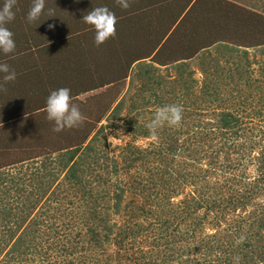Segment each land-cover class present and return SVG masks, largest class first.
Masks as SVG:
<instances>
[{"label":"rangeland","instance_id":"1","mask_svg":"<svg viewBox=\"0 0 264 264\" xmlns=\"http://www.w3.org/2000/svg\"><path fill=\"white\" fill-rule=\"evenodd\" d=\"M19 1L14 9L19 19L13 18L6 27L21 38L15 47L20 57L49 44L54 33L63 38L56 52L48 51L59 55L28 53L27 68L37 62L47 68L48 61L62 60L60 73L50 65L48 74L42 75L47 87L42 89L40 83L42 91H36L31 102L25 100L28 110L34 112L50 91L61 86L77 94L81 74L90 75L86 87L107 83L72 99L84 116L78 132L93 127L92 136L100 125L106 126L92 144L101 149L100 157L96 164L89 159L86 167L91 171L86 169L81 177L83 190L102 196L106 186L95 178L107 177L119 179L127 193L116 214L111 194L99 198L95 206L91 198L83 197L81 186L67 178V168L57 163L59 151L65 150L57 146L59 141L67 137L74 140L68 144L72 146L79 139L75 128L54 132L52 124L39 120L43 117L21 115L14 129L23 131L10 139L14 143L9 142L7 158L0 161V165L15 161L0 168V209L16 207L8 225L23 217L20 229H37L41 254L14 263L264 264V0H131L127 9L115 0H70V8L68 0L67 13L45 4L39 20L31 24L26 14L32 0H22L29 8ZM230 2L228 9L233 5L243 9L223 16L222 8ZM3 3L0 0V6ZM97 6L108 7L116 17L115 35L99 46L94 29L76 21ZM45 16L56 17L53 29L44 27L48 21L40 22ZM188 41L189 46L182 48ZM239 91L244 96L238 100ZM109 103L101 116L100 110ZM169 104L182 107L180 122L150 130L147 125L155 112ZM221 110H238L241 135L217 134ZM33 121H38L37 130ZM7 139L2 133L0 146H6ZM127 157L136 158L131 166H125ZM115 165L117 177L109 174ZM92 210L111 231L108 244H90L85 219ZM163 222L169 223L166 231ZM130 226L141 228V235L124 238ZM252 226L258 236L250 235ZM96 227L100 234L107 230ZM4 230L0 226V238ZM68 239L79 242L77 252L60 254L59 242ZM245 242L257 250L242 251L240 244ZM158 243L165 249L166 262L163 250H155Z\"/></svg>","mask_w":264,"mask_h":264},{"label":"trees","instance_id":"2","mask_svg":"<svg viewBox=\"0 0 264 264\" xmlns=\"http://www.w3.org/2000/svg\"><path fill=\"white\" fill-rule=\"evenodd\" d=\"M16 2H18V0H16ZM21 4L20 6H26V8H29V4L27 3V1H23L20 0L19 1ZM68 0H45V4H48V8H57V9H62L64 8V12H66V9L69 7L67 4ZM70 8H73V3L72 1H70ZM28 4V5H27ZM44 4V5H45ZM17 4H15V7L13 8V11L15 13L14 18H18L17 16L18 14L16 13L17 10ZM236 5H233L231 7V10L228 9V7H225V10L222 9V13L223 16H227L228 12L231 13L232 10H239L242 9L241 7H238ZM230 10V11H229ZM62 11V16L65 18L67 15ZM56 18V17H54ZM54 18H47L46 16L40 20L41 23H46L48 21V23L44 26L45 28H48L47 25L48 24H52L53 22H55ZM63 18V19H64ZM83 21L81 18H76V21ZM67 22V20H66ZM20 24H23L22 21H20ZM43 25V24H42ZM226 29L223 28V34L224 31ZM54 32V31H52ZM223 37V35H222ZM13 39L15 41V44H17L18 40H21V38H18L15 36H13ZM56 39V40H55ZM210 39V38H209ZM215 43V39L213 38ZM55 40V41H54ZM210 40V42H211ZM63 38H61L57 33H54L51 37H50V41L49 44H40L38 50H40L42 53H39L40 56L43 55V57L47 56H52V55H59L60 53L57 52L56 54H52V52L48 51L50 49L56 50L58 49V47L61 46V44L63 43ZM47 42V43H48ZM189 41L183 44V47L189 46L188 45ZM193 45H196V43H193ZM34 49L28 52H26V55H23L20 57V54H22L21 52H16L14 51L13 53L10 54H0V63H6L9 65L11 70H14L16 73V78L14 81H9V82H4L3 81V76L5 75V73H0V84H3V88H0V135L2 133H6V136H8L7 139V144H5L6 146H0V161L2 163L5 162V159L7 158V153H5L6 151L9 150V147L7 148V146L9 145V142L11 140H15L16 135L22 133L23 130H19L18 129H14L18 123L17 120L20 118V116H24V117H31L33 118V115H38V117H43L40 118L39 120H46V111H45V102L46 99L41 100V102L39 103V105H37V108L35 109L34 112L28 110L29 108L26 106L27 103L25 102V100H29V102H31V100L35 97L36 91H42V89H45L47 86L45 78L42 77V75L48 74L47 70L48 67L51 65V70L53 71H59L58 68H61V64H62V60H50L47 62V68H42L41 64H39V62H37V64H34L33 66L27 68L26 65L27 63L26 60L28 58V53H33L35 54L36 52ZM264 54V52L262 53ZM62 55V54H61ZM53 56V58H54ZM23 57V60H22ZM52 61V63H51ZM264 63V62H263ZM248 65V64H247ZM262 69L264 71V64L262 65ZM64 73V72H63ZM57 74V73H56ZM78 75V74H77ZM56 76V75H55ZM60 76V74L58 75ZM85 77L88 79H85ZM55 78V77H54ZM80 78H84L82 80L81 85H75V87L79 86L80 90H78L77 94H73L71 95L72 99L73 98H77L78 94H85L88 93L89 91L92 90H98L101 89L103 87H105V84L107 83H102L100 85H95L93 87H86L84 84V81L89 82L90 81V75L88 73L86 74H81ZM42 81V82H41ZM35 83H39L38 87L35 86ZM43 83V87L42 89L41 84ZM61 87H65V86H61ZM60 88V87H58ZM54 89V88H53ZM56 89V88H55ZM39 93V92H38ZM37 93V94H38ZM48 94V93H47ZM46 94V95H47ZM244 96L243 91H239L237 94V98L238 100L241 99ZM34 100V99H33ZM224 101V100H223ZM34 102V101H33ZM250 103V101L248 102V104ZM248 104H246L245 106H247ZM94 106V105H93ZM110 107V103L108 106L102 108V110H100V115L102 116V114L106 113L108 111ZM98 108V106L96 107ZM99 109V108H98ZM237 111L238 110H234L233 112H230L229 110H221L218 118V122H217V126H216V130H217V134L221 135V136H234L237 137V133L240 134V131H237V128L239 127V119L240 117L237 116ZM32 112L29 116H26V114ZM30 118V119H31ZM102 120V117H99L98 120L96 121L97 123L100 122ZM35 126L34 128L37 130L38 129V124L36 122L38 121H33ZM48 125L52 124V122L48 121ZM83 127V124L82 126ZM78 127V128H80ZM106 126H102L100 125L98 131L91 136L93 127L90 128V130H88L87 132H85V129H80V131L78 132V130H76V128L74 130H76V142L74 145H68V144H72L71 142H73L74 140H71L69 138H63L59 141L60 145H57L58 147L61 146L60 150L64 149V151H59L58 157H57V163L59 164V166H61L62 168H67V178L74 180V183L78 184L81 186L80 189H82V194L83 197H89L91 198V200L93 201L94 205H97V200L99 198H103L104 197H113L114 198V209L112 210L113 214L118 213V207L120 206V202H122L121 200L123 199L124 196H126L125 194L127 193V189L125 188V185H122V183L119 181V179H114L111 180L110 178H103L102 180L97 177L95 178V181L101 185L100 183H103L102 185L106 186L103 189V194H101L102 196H99L100 194L97 193H93L91 192L92 190H83L86 185L83 183L84 180L81 178L82 174L84 171H86V169H89L88 165V161L89 159H94L93 163L96 164V158L100 157L99 153L97 152L98 149L97 146H92V144L97 140V135L99 132L103 131L104 128ZM31 128V127H28ZM42 128V127H41ZM251 129V128H249ZM40 130V129H39ZM38 130V131H39ZM34 131V129H33ZM37 131V132H38ZM37 132L31 134L30 137L34 136ZM29 135V134H28ZM78 135V136H77ZM241 135V134H240ZM10 136V137H9ZM41 136V135H40ZM38 137V136H37ZM11 139V140H10ZM12 142V141H11ZM14 143V142H12ZM63 145V146H62ZM12 146V145H11ZM10 146V147H11ZM67 146H70L71 148H68ZM44 146H41L40 148L38 147V150H40L41 148H43ZM68 148V149H67ZM37 150V151H38ZM58 149H55L54 151H57ZM106 150V149H105ZM104 150V151H105ZM103 151V152H104ZM155 150H153L154 152ZM130 153H133L132 151H129ZM139 152H141V150H139ZM156 153V152H155ZM51 154V153H50ZM105 155V152H104ZM136 160V158H129L127 157V161H126V165L125 166H131L132 163ZM22 162V160H20ZM45 161V160H44ZM19 162V161H17ZM16 162V163H17ZM11 164H15L14 162L11 163H7V164H1L0 168H4L6 166H9ZM84 166L86 168H84ZM44 167H46V165H44ZM91 171V169H89ZM117 165L113 166L112 169L110 170L109 174L112 175H116L117 177ZM51 175V174H48ZM53 179V178H52ZM52 179H50V183L47 182V185L45 187H50L51 183H52ZM3 182L6 180L5 178L1 179ZM97 185V186H99ZM45 190V189H43ZM5 192V191H4ZM94 194V195H93ZM111 194V195H110ZM5 195H7L5 193ZM110 195V196H109ZM132 200H129L126 202V205L128 202H131ZM1 205V204H0ZM1 207V206H0ZM16 207H9L7 208L6 206H4L2 209H0V221H1V228L4 227L5 230L3 231L4 234L1 235L2 237L0 238V255H3L2 259L0 260V264H15L14 262H21L24 259H26V255H36L37 254H41L40 247H39V242H38V237L36 236V232L37 229L34 227H30V228H22L20 229L21 225L23 224V217L21 218V221H16L11 225H8V223L11 221V219L16 216V213L13 212V210H15ZM29 209V207H27V210ZM26 215V214H25ZM24 215V217H25ZM89 220L86 218V224H87V233L89 234V241L90 244L91 242L94 243V245H98L100 244V241H104V243H109L111 240V231L109 229L108 226H104V224H102L103 220H101L98 216H96V212L94 210H92L90 212V214L88 215ZM93 220H96V226H100L102 227L103 230H106L105 232L103 231L102 234H100V232H97V227L94 225ZM90 221V223H89ZM169 223L167 222H163L164 228L163 230H167V227ZM13 226V228H12ZM67 226V225H66ZM111 227H113V225H110ZM253 227V226H252ZM251 229V236H258L259 233L254 230ZM142 229L139 228L138 226H136L135 228H132L131 226L128 228V232L124 234V238L130 237L132 238L133 236H138L141 235ZM76 236H80L79 233H76ZM37 241V243H36ZM71 241H73L72 239H68L66 240V242L63 240L62 242H59V246L58 243H56V246L58 247V250L60 252V254L68 253V254H74L77 252V245H79V242L76 243H72ZM101 242V243H102ZM123 242V238H120L119 241L116 242V245H120ZM10 243V244H9ZM118 243V244H117ZM118 245V246H119ZM9 246L8 250L6 252H3L5 250V248ZM152 247L154 246L153 244L151 245ZM162 245H160V243L155 244V250L159 249V250H163L162 252L164 253V262H166L168 260V257L166 255L165 249H163L161 247ZM120 247V246H119ZM245 247V251L250 252L252 251L251 248L254 247L255 250H257L255 245H250L249 242H245V243H241L240 244V248ZM46 255V254H44ZM166 255V256H165ZM251 259H254V256L252 254H249ZM247 256V257H249ZM244 257V256H243ZM246 257V258H247ZM82 258V257H81ZM167 258V259H166ZM83 261V258H82ZM90 263V262H89ZM72 264H79L78 262H73ZM93 264H97V263H93Z\"/></svg>","mask_w":264,"mask_h":264},{"label":"clouds","instance_id":"3","mask_svg":"<svg viewBox=\"0 0 264 264\" xmlns=\"http://www.w3.org/2000/svg\"><path fill=\"white\" fill-rule=\"evenodd\" d=\"M119 7L127 9L130 7L131 0H115ZM15 0H4L0 6V53L10 54L15 51V41L13 33L6 27L15 16L13 6ZM45 0H32V6L26 14V21L33 23L42 15ZM51 17V16H50ZM84 23L90 25L94 29V43L99 46L107 39L115 35V14L106 6H97L87 11L81 18ZM49 29H53V24H48ZM0 73H5L3 76L4 82L14 81L16 73L11 70L6 63H0ZM3 88V84H0ZM46 118L52 122L53 131L60 132L64 129L78 128L84 122V116L79 106L72 102L70 89L60 87L50 91L45 102ZM182 116V107L178 104H169L158 108L152 120L147 127L150 130L167 123L169 125H177ZM239 257H235V261H239Z\"/></svg>","mask_w":264,"mask_h":264},{"label":"crops","instance_id":"4","mask_svg":"<svg viewBox=\"0 0 264 264\" xmlns=\"http://www.w3.org/2000/svg\"><path fill=\"white\" fill-rule=\"evenodd\" d=\"M234 1H235V0H234ZM231 3H233V2L226 3V4L224 5V8H225V7L227 8L229 5H231ZM222 9H223V8H222ZM242 9H243V8H242ZM242 9H241V10H242ZM229 11H230V10H229Z\"/></svg>","mask_w":264,"mask_h":264}]
</instances>
